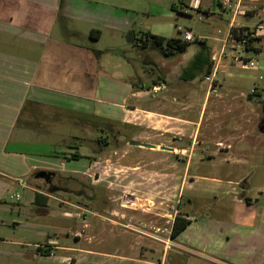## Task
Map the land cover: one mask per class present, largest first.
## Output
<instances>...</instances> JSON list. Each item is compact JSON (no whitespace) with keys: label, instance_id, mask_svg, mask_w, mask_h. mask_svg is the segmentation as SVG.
<instances>
[{"label":"crops","instance_id":"crops-1","mask_svg":"<svg viewBox=\"0 0 264 264\" xmlns=\"http://www.w3.org/2000/svg\"><path fill=\"white\" fill-rule=\"evenodd\" d=\"M243 1L238 0L234 6L228 0L218 3L221 11L218 17L223 19L222 14L232 17L225 39H197L193 35L195 41L189 42L192 45L183 54L170 57L151 44L146 48L135 44L137 16L154 17L152 4L147 0H0V228L16 233L21 225L26 228L22 230L23 236L47 239L46 243L11 241L10 244L23 249L28 245L34 247V258L54 257L59 251L72 252L74 264H77V258L79 264L91 259H101L99 264H167L170 252H188L203 258L199 253L184 249L176 240L195 229V217L189 215L183 197L188 181L194 180L189 173L190 154L197 144L195 140L202 131L208 108L213 107V103L216 107L224 105V108L229 104L226 110L230 112L236 110L240 102L237 96L218 93L224 84L220 76L235 84L243 79L231 71L234 56L224 49L228 33L231 28L256 30L261 26L247 52L257 51L253 43L264 38L263 21L252 26L235 24L237 17L246 23L261 18L259 11L242 9ZM258 1L249 0L246 5L254 6ZM158 2L164 11L168 10L169 4L170 9H174L172 0ZM225 2L231 3V9L222 7ZM203 4L204 0H190L189 8L199 14L201 20V15L213 18V6L203 7ZM185 31H180L183 37ZM146 34L168 39L166 34L153 31L152 27ZM146 34L143 33L140 39H149ZM122 39L126 44H121ZM200 41L204 44H196ZM221 44L223 46L219 47ZM132 49H138L139 59L151 51L156 52L163 57L164 63L162 60L159 65L154 60L143 62L144 68L138 74L126 56ZM196 64L199 71L186 76L184 71ZM154 66L160 75H154ZM259 69L256 65L252 70ZM209 75L214 76L217 86L209 89L204 98L194 88L185 89L184 84L194 85ZM153 88H160V96L153 94ZM214 93L218 94L211 98ZM103 103L112 107L111 114L116 120L112 122V132L116 144L121 145L124 140L115 129L118 126L138 130L128 144L134 141L155 146L148 149L129 144V149L139 150L141 160L129 166L133 171L131 176L111 175L107 179L99 174L97 167L105 151L98 140L95 150L88 145L82 149L83 154L74 152L68 156L64 130L68 127V115L84 117L88 115L89 104H96L90 114L105 119L104 108L100 111L98 108ZM239 108L236 111L243 110L241 102ZM209 112L213 119L220 111ZM195 114L197 120L192 119ZM79 125L81 128L88 126L85 121ZM87 126L84 130L90 136ZM187 127H195V130L190 131ZM96 130L90 134L94 136ZM219 130L212 127L204 132L203 139H211ZM260 135L264 136V133ZM238 140L235 148L232 147L234 156L254 161L255 143L246 135ZM185 155L188 158L184 164ZM68 159L73 161L68 162ZM81 159H92V162L72 164ZM40 172L55 174L52 184L37 178ZM68 182L74 188H84L76 196V200L82 202L69 201L68 195L72 194L68 193ZM176 182L178 186L170 189L169 184ZM55 183L63 193L58 194ZM21 189L28 191L30 201L23 204L22 196L17 194L11 196L16 207L10 206L6 202L9 193ZM240 189L239 199L249 204L246 192L250 185L245 181ZM36 195L44 198L40 205L35 202ZM60 195H65L66 200L59 199ZM188 203L192 205L188 209L192 210L195 205L189 199ZM87 215L95 218V224L88 221ZM81 217L86 219L73 238L84 245L73 249L62 247L58 235L68 236L71 230L76 231L74 226L78 224L74 220ZM177 217L189 220L190 224L172 237V226ZM52 220L60 225L51 226ZM135 221L137 223L132 225ZM131 226L137 227L138 231L132 230ZM207 237L214 239L213 235ZM121 238L130 241L129 250L123 251V255H119L122 252L95 249ZM1 243L7 244L4 239ZM47 251L50 253H45ZM157 254H161L160 260L154 259ZM20 256L26 259L24 252Z\"/></svg>","mask_w":264,"mask_h":264},{"label":"rangeland","instance_id":"rangeland-1","mask_svg":"<svg viewBox=\"0 0 264 264\" xmlns=\"http://www.w3.org/2000/svg\"><path fill=\"white\" fill-rule=\"evenodd\" d=\"M147 1L149 4H152L154 17L137 16L135 27L136 41L140 40L143 33L146 34V32L149 31V27H152L153 31L166 34L165 37L168 39L177 38L184 40V37L180 33L182 30H190L197 39H202V37H208L209 40L213 38H226V31L228 30L232 17H227L225 14L221 15L223 19H221L220 16L218 17L221 12L218 3L225 0H204L203 7L213 6L215 16L213 18H207L205 15H201L202 20L199 18V14L195 11H191L189 8L190 0H172L174 9L171 10L169 4L167 11H164L165 8H160L158 6V0ZM228 1H232V6H234V3L238 0ZM248 1L249 0L243 1L242 9L259 11L261 18H255L252 22L246 23L243 18L237 17L235 18V24L237 26H252L260 21L264 22V0H259L254 6L246 5ZM122 43L126 44V41L122 39L121 44ZM222 46L223 44L219 45V47ZM253 46L257 51L251 50L246 52L244 57L245 59L253 60L258 68H260L258 71L250 68H242L243 62H235L233 58L231 61V71L238 77L243 76V79L237 81L235 84L234 81L228 82L225 76H220V81H223L224 84L222 85V89H219L218 93L227 94L228 96H237L239 98L238 101L242 104L243 110L240 112L236 111L240 109V102L237 105V109L230 112L226 110L227 106L230 107L229 104L224 108V105L216 107L213 103L214 108H208V113L203 119L202 131L197 137L198 139L195 140L197 144L194 145L190 154L192 162L189 173L190 177L194 178V180H189L185 187L183 203L186 204V210L189 215L195 217L193 219V228L195 229H191L176 241L184 249L199 253L203 258L189 254L188 252H170L167 264H264V136L260 135L257 130L262 107L264 106V38L258 43H253ZM230 48V44L224 45V49L227 50V53H229ZM136 50L138 49H132V51L126 53V56L128 60L130 59V62L134 65L138 74L141 72V68H144L143 62L146 64L154 60L155 63L159 65L162 60L164 63L163 57L152 51L142 55V59H139V53ZM153 70L154 75H160L155 66ZM253 77L257 78V80L254 81L252 79ZM215 86L217 85L214 81L212 87L214 88ZM184 87L185 89L194 88L199 92L200 97L203 98L207 91L212 89L210 82L205 79L197 81L194 85L184 84ZM253 89L256 90L257 93L253 94V97H250ZM159 93L157 94L158 96H160ZM218 93H214L211 98ZM157 95H154V97ZM241 95L245 96L240 97ZM94 105L96 107V104H89L88 115L84 117L68 115V127L64 128L67 133L66 138L68 139V156L74 152L82 153V149L88 145H91V149L95 150L98 146L95 142L99 140L101 143L103 142L100 146L103 147L105 151L104 154L100 156L99 166L97 167L99 174L104 175L107 179L111 175H117L116 177L119 176L122 178L128 175L131 176L133 171L130 170L129 166L138 163V161L141 162V160H139L138 156L139 150H137V148L129 149L128 146L130 142L128 144V141L134 135L136 136L138 130L133 127L119 128L116 126V131L121 133L124 140L121 142V145L120 143L114 144V140H112L111 137H106L109 136L111 130H113L112 122L116 121L113 118V114H111V104L103 103V106H101V104L98 105L99 111L101 107L104 108L106 115L105 119L98 118L96 115L93 117L94 114H90L92 113V106ZM214 109L220 112L215 118L210 119L209 111ZM107 115H110V117ZM195 116L196 114L192 119L197 120L198 117ZM83 121H85V124H88V126L85 125L81 128L79 124ZM86 126L88 127L90 136L85 133L84 129ZM212 127L213 129L218 127L220 130L211 137V139L204 140V132L207 130L209 131ZM187 128L190 131L195 130V127ZM93 130H96L94 131V136L90 134ZM242 135H246L247 138L255 143L254 161L240 159L234 156L232 147L240 142L238 139ZM193 140L194 139H192V142ZM219 142L226 146L225 150L218 148L217 144ZM188 145L192 144L188 143ZM132 150L136 151L134 152ZM96 154H94L93 157L96 156ZM185 156L186 157L183 159L184 164L187 162L188 158V155ZM72 161L73 160L68 159V162ZM56 162L60 163L61 161L57 160ZM89 162L91 163L92 159L91 161L90 159H81L79 163L72 164L88 165ZM94 177L95 176H93V178ZM245 181L250 185V190L246 192L247 197L250 198L249 204L246 203L245 200L239 199L241 192L240 185ZM55 184L56 187H58L56 189L58 194L63 193V189L59 188V184ZM178 184V182L169 184V187L171 189V187L178 186ZM114 185L119 184L114 183ZM68 186L74 188L71 184H68ZM76 188L75 186L74 189ZM126 191L128 192V190ZM17 194L22 196L23 204L26 200L30 201L31 199L28 191L21 189L17 192H11L6 202L12 207L16 206L13 205L14 201L11 200V196L15 197ZM58 198L66 200L67 197L65 195H60ZM68 199L69 201L78 203L82 202L81 199L76 200L77 197L74 195H68ZM188 199L191 200V204L195 205L192 210L188 209V207H192V205H189ZM195 211H198V213H195ZM85 219L86 218L81 217L74 220V223L78 224V226H74L76 231L71 230V232H68L72 237L66 234L58 235L60 244L63 245L62 247L65 246L73 249V247L81 248L84 245L82 243H76L73 236L81 230V222ZM87 219L90 223L95 224L94 217L87 215ZM136 223L137 221L131 222L132 225ZM49 224L51 226H58L60 222L52 220ZM17 229L15 233L7 232L5 228H0V264H74L73 259L75 255L72 252L65 253L59 251L54 257L38 256V258H34L36 254V249L34 247L28 245L26 246L27 248L25 247L23 249L14 244H10L9 242L11 241L30 242L29 244L33 242L36 243L37 241L40 243L47 242V239L23 236L22 230L26 229L24 226L20 225ZM208 235H213L214 239L209 240L207 237ZM52 237H54V235ZM2 239H4L7 244H2ZM125 240V238H121L120 240L113 241V243L108 242L105 246L95 249L111 253L122 252V254L119 255H123V251L129 250L128 246L130 244V241ZM1 251H3V253L5 251L6 254L1 253ZM21 252H24V255H26L25 260L20 256ZM67 256L68 259H66ZM153 257L154 259L158 257L160 260L161 254H157V256ZM147 258L151 259L149 255ZM62 259L66 260L62 261ZM78 259L79 258H77V264H79ZM101 261V259L85 260V264H99ZM113 264H118V262H114Z\"/></svg>","mask_w":264,"mask_h":264},{"label":"trees","instance_id":"trees-1","mask_svg":"<svg viewBox=\"0 0 264 264\" xmlns=\"http://www.w3.org/2000/svg\"><path fill=\"white\" fill-rule=\"evenodd\" d=\"M246 30H247L246 28H236V29L231 28L230 31L236 32V36H237V38H239V35H241V34H237V32L243 33ZM146 37L149 39L144 40V41L142 39H140V40L136 41L135 44H137V46H138V44H140L142 48H146L148 46V44H151L152 47L161 49L162 52L164 53V55H167L170 57H176L178 55L183 54L192 45L189 42L182 41L181 39H177V38L164 39V38L157 37V36H151L149 34H146ZM251 41H253V39H251L250 42ZM196 44L203 45L204 43L200 41V42H197ZM197 68H198L197 64H196V66L192 65L184 71V74H186V76H188L193 71L197 72V71H199L198 70L199 68L198 69ZM206 77H208V76H206ZM184 80H186V79H184ZM147 90H150V88H148ZM141 91H145V90H141ZM97 143L102 144L99 140L97 141ZM41 199H44V198L40 195H36L35 202L37 205H40ZM189 224H190L189 220L177 217L173 223V226H172V232H171L172 237H176L177 235H179L182 231H184L188 227ZM45 253L49 254L50 251H47Z\"/></svg>","mask_w":264,"mask_h":264},{"label":"built area","instance_id":"built-area-1","mask_svg":"<svg viewBox=\"0 0 264 264\" xmlns=\"http://www.w3.org/2000/svg\"><path fill=\"white\" fill-rule=\"evenodd\" d=\"M222 7L224 9H231V3L225 2L222 4ZM260 27L261 26H257L256 30H259ZM234 29H236V28H234ZM256 30L247 29L243 33L237 32V34H241V35H239V38H237L236 32H234V31H230L228 33V36L226 39V44L231 45L230 53L232 54V56H234V59L236 61L243 62L242 68L254 69L257 65L253 60L245 59V57H244L245 53L248 51V48L250 45V40L254 39L256 37V32H257ZM184 41H186V42H194L195 41L193 34L189 30H186L184 32ZM205 80L210 82L211 87L213 86V82H214V76L213 75H209L208 77L205 78ZM151 91L153 92V94H157L160 91V88H153ZM256 93H257L256 90L252 91V95L256 94ZM217 146L219 149L225 148V145L221 142L218 143ZM130 228L132 230H135V231L137 230V227H135V226H131Z\"/></svg>","mask_w":264,"mask_h":264},{"label":"flooded vegetation","instance_id":"flooded-vegetation-1","mask_svg":"<svg viewBox=\"0 0 264 264\" xmlns=\"http://www.w3.org/2000/svg\"><path fill=\"white\" fill-rule=\"evenodd\" d=\"M260 120H261V122L259 121L258 124H259L260 128L264 130V117H262V114H261ZM106 137H109V138L111 137L112 140H114L113 143L116 144L115 143L116 142L115 141L116 140V136L113 134L112 130H111V133L109 134V136H106ZM102 144H103V142H102ZM54 176H55V174L50 175V174L47 173V175L43 178V180L46 181V182H50V184H52L51 182H52V180H54ZM68 180H70V179H68ZM68 184L70 185L71 183L68 182ZM71 186H72V184H71ZM76 189L71 188V187L68 186V193L72 194V195L74 194V196H77L80 193H82V191H84V188L82 190H80V189L76 190ZM86 190H89V188H87ZM76 191H78V192H76Z\"/></svg>","mask_w":264,"mask_h":264},{"label":"water","instance_id":"water-1","mask_svg":"<svg viewBox=\"0 0 264 264\" xmlns=\"http://www.w3.org/2000/svg\"><path fill=\"white\" fill-rule=\"evenodd\" d=\"M261 114H262V117H264V106L262 107V113ZM260 122H261V120H260ZM257 130L260 133H264V130L260 128L259 124H258ZM130 144L132 146L143 147V148H148V149H154L155 148V146H153V145H149V144H145V143H141V142L132 141V142H130ZM162 150L166 151V150H169V149L162 148ZM46 175H47L46 172H40L39 174H37V178H44Z\"/></svg>","mask_w":264,"mask_h":264}]
</instances>
